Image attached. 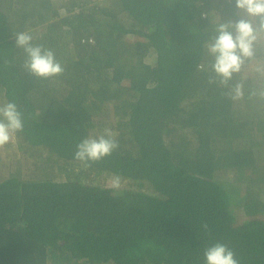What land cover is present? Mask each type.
Returning a JSON list of instances; mask_svg holds the SVG:
<instances>
[{
  "label": "trees",
  "instance_id": "trees-1",
  "mask_svg": "<svg viewBox=\"0 0 264 264\" xmlns=\"http://www.w3.org/2000/svg\"><path fill=\"white\" fill-rule=\"evenodd\" d=\"M236 18L234 0H0V91L23 115L18 143L65 174L0 180V264H206L218 242L239 264H264V109L250 112L264 105V77L245 76L246 64L232 81L244 84L238 100L209 83L205 42ZM25 31L55 52L61 75L24 68L14 34ZM112 101L119 147L85 165L76 146ZM219 169L237 170L240 194ZM103 173L139 187L91 180Z\"/></svg>",
  "mask_w": 264,
  "mask_h": 264
},
{
  "label": "clouds",
  "instance_id": "clouds-1",
  "mask_svg": "<svg viewBox=\"0 0 264 264\" xmlns=\"http://www.w3.org/2000/svg\"><path fill=\"white\" fill-rule=\"evenodd\" d=\"M90 1L96 3L97 0ZM234 3L237 18L222 20L216 24L215 34L205 42V47L207 54L212 58L213 75L210 76L209 83L228 89V96L238 100L244 96V84L232 81L246 64L256 60L257 46L264 40V0H234ZM59 10L65 12L64 7H59ZM14 38L15 46L22 48L26 54L24 68L29 73L48 79L64 72L55 52L43 45L34 44L33 36L29 32L15 33ZM253 70L264 76V62L257 61ZM260 95L264 96V92ZM23 128V115L17 104L7 102L0 105V148L12 142ZM118 147V140L106 129L105 134L98 137L89 136L79 142L74 158L87 165L89 162H97L110 156ZM110 183L114 189L121 186L118 176H114ZM204 255L206 264H239L234 251L223 243L218 242L208 247Z\"/></svg>",
  "mask_w": 264,
  "mask_h": 264
},
{
  "label": "rangeland",
  "instance_id": "rangeland-1",
  "mask_svg": "<svg viewBox=\"0 0 264 264\" xmlns=\"http://www.w3.org/2000/svg\"><path fill=\"white\" fill-rule=\"evenodd\" d=\"M56 4H61L65 0H55ZM97 3H104L105 0H97ZM135 39H139L138 36L135 35H127L128 41H134ZM261 47L264 48V40L261 41ZM261 61L264 62V60L256 59L255 61H252L248 67L245 68L243 74L247 77H252L255 79V82H258L260 78L264 77L261 74L255 72L253 70V65L257 62ZM257 101V100H256ZM252 102V101H251ZM6 103V100L3 97V94L0 91V105H3ZM116 102L112 101L109 105H105L104 109L99 111H94V115L92 117L93 126L90 131V136L98 137L99 135L105 134V130H110L114 136L116 131L114 130L113 126L116 125V121L118 119L115 111L114 104ZM254 106L251 107L250 112L252 114H256L258 111H262L264 108V105L256 106L255 102L253 101ZM226 148V142H217L215 146V151L219 155L224 153V149ZM43 152V158L49 159L48 160V166L46 164H41L42 160L41 158L36 159L34 156L35 150L34 149H28L25 150L23 147H21L18 143V139L15 136V139L10 142L8 145L0 148V180L9 176L10 174L14 173L22 178H43L46 176H51L52 178L57 179H64L65 174L62 172V170H58L62 164H59V160H55L53 162L51 155H48L46 152ZM46 153V154H45ZM257 153L262 155V165L264 168V144H260L259 147H257ZM62 162V161H61ZM63 163V162H62ZM225 169H219L216 170L215 176L218 177L220 181H223V184L230 190V192H238L240 189V182L237 180L236 175L238 174L237 170L230 171L229 173H224L223 175H217V172L224 171ZM253 175V174H252ZM251 175V176H252ZM114 176L117 175H109L107 173H103L99 177L95 176L92 177L91 180H95L94 182H99L101 184H105L108 186H111V180ZM121 181V187H133L138 188L139 184L136 180H130L126 179L125 177L118 176ZM240 194V193H239ZM241 209V208H240ZM239 209V211H240ZM238 211V212H239ZM255 216L264 217V211L258 212ZM248 216L246 213L243 212V209L238 214L239 220H245Z\"/></svg>",
  "mask_w": 264,
  "mask_h": 264
},
{
  "label": "built area",
  "instance_id": "built-area-1",
  "mask_svg": "<svg viewBox=\"0 0 264 264\" xmlns=\"http://www.w3.org/2000/svg\"><path fill=\"white\" fill-rule=\"evenodd\" d=\"M91 41H92V39H91Z\"/></svg>",
  "mask_w": 264,
  "mask_h": 264
}]
</instances>
